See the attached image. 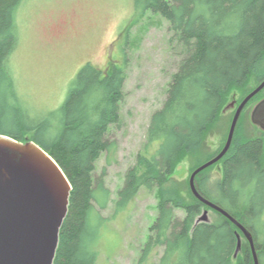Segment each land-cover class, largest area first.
<instances>
[{
    "label": "trees",
    "instance_id": "obj_1",
    "mask_svg": "<svg viewBox=\"0 0 264 264\" xmlns=\"http://www.w3.org/2000/svg\"><path fill=\"white\" fill-rule=\"evenodd\" d=\"M23 2L0 0V135L40 146L71 184L54 264H95L97 232L107 220L98 209L107 206L110 191L103 182L105 170L94 178V168L103 152L108 155L115 148L106 134L120 122L124 66L100 70L85 63L61 105L32 118L8 65L19 38L16 20ZM133 5L140 14L151 11L168 23L170 42L180 48L182 59L163 106L150 118L144 151L117 192L114 214L141 188L156 192L157 213L138 264L157 248L163 249L159 264H253L249 243L237 227L197 200L189 185L187 199L172 174L185 153L202 146L206 130L247 77L256 73L258 84L264 79V0H133ZM238 124L219 161L221 179L205 185L210 166L197 174L195 186L250 231L258 262L264 264V138L237 141ZM205 209L211 219L195 222ZM237 234L240 248L235 255Z\"/></svg>",
    "mask_w": 264,
    "mask_h": 264
},
{
    "label": "rangeland",
    "instance_id": "obj_2",
    "mask_svg": "<svg viewBox=\"0 0 264 264\" xmlns=\"http://www.w3.org/2000/svg\"><path fill=\"white\" fill-rule=\"evenodd\" d=\"M16 22L19 38L8 65L16 91L32 118L61 105L85 63L100 70L111 64L124 66L120 122L110 125L106 134L115 148L108 155L103 152L94 168V178L105 170L103 182L110 191L104 209H98L95 203L107 219L97 232L95 264H138L156 217V192L141 188L117 214L114 204L127 170L144 151L150 118L163 106L182 59L180 48L170 42L168 23L151 11L140 14L133 0H24ZM256 76L250 74L244 87L236 90L237 102L257 86ZM263 99L264 89L243 109L237 141L261 135L264 138V128L252 121V112ZM234 110L218 115L206 130L202 146L185 153L175 166L173 178L187 199L192 169L224 146ZM222 168L217 162L205 172L206 186L221 179ZM175 213L183 217L181 210ZM211 214L209 211V220ZM162 253L163 249L157 248L144 264H159Z\"/></svg>",
    "mask_w": 264,
    "mask_h": 264
},
{
    "label": "water",
    "instance_id": "obj_3",
    "mask_svg": "<svg viewBox=\"0 0 264 264\" xmlns=\"http://www.w3.org/2000/svg\"><path fill=\"white\" fill-rule=\"evenodd\" d=\"M264 89V79L237 105L231 99L222 109H234L221 150L189 176L192 195L234 224L249 243L253 264H259L252 234L224 209L199 194L195 177L219 162L229 150L240 115ZM234 96V95H233ZM252 121L264 128V99L252 112ZM71 184L57 162L32 141L20 142L0 135V264H54L59 232L67 215ZM205 209L195 222L207 221ZM240 248L237 234L235 254Z\"/></svg>",
    "mask_w": 264,
    "mask_h": 264
},
{
    "label": "flooded vegetation",
    "instance_id": "obj_4",
    "mask_svg": "<svg viewBox=\"0 0 264 264\" xmlns=\"http://www.w3.org/2000/svg\"><path fill=\"white\" fill-rule=\"evenodd\" d=\"M240 102V101H239ZM239 102H236V107H237V105L239 104ZM242 114V113H241Z\"/></svg>",
    "mask_w": 264,
    "mask_h": 264
},
{
    "label": "bare ground",
    "instance_id": "obj_5",
    "mask_svg": "<svg viewBox=\"0 0 264 264\" xmlns=\"http://www.w3.org/2000/svg\"><path fill=\"white\" fill-rule=\"evenodd\" d=\"M237 45V44H236ZM258 54V53H257ZM229 61V60H228Z\"/></svg>",
    "mask_w": 264,
    "mask_h": 264
}]
</instances>
